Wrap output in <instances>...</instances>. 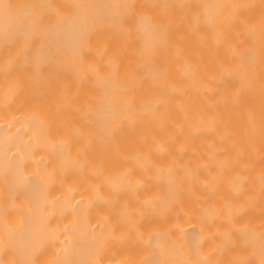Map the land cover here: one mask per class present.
<instances>
[{"label":"bare ground","instance_id":"bare-ground-1","mask_svg":"<svg viewBox=\"0 0 264 264\" xmlns=\"http://www.w3.org/2000/svg\"><path fill=\"white\" fill-rule=\"evenodd\" d=\"M0 264H264V0H0Z\"/></svg>","mask_w":264,"mask_h":264}]
</instances>
